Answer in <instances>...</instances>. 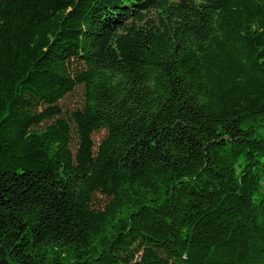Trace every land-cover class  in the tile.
<instances>
[{
    "label": "trees",
    "instance_id": "trees-1",
    "mask_svg": "<svg viewBox=\"0 0 264 264\" xmlns=\"http://www.w3.org/2000/svg\"><path fill=\"white\" fill-rule=\"evenodd\" d=\"M0 264H264V0H0Z\"/></svg>",
    "mask_w": 264,
    "mask_h": 264
},
{
    "label": "rangeland",
    "instance_id": "rangeland-1",
    "mask_svg": "<svg viewBox=\"0 0 264 264\" xmlns=\"http://www.w3.org/2000/svg\"><path fill=\"white\" fill-rule=\"evenodd\" d=\"M81 101H82L81 90H76L71 94H69L68 96H66L61 101V104L63 106L64 111L68 113L74 110L78 105H80ZM103 135L104 132L97 133L95 134L94 138L96 139V141H98L103 137Z\"/></svg>",
    "mask_w": 264,
    "mask_h": 264
}]
</instances>
